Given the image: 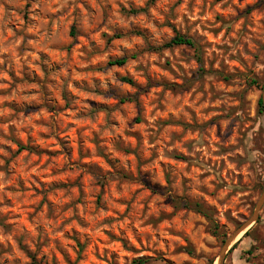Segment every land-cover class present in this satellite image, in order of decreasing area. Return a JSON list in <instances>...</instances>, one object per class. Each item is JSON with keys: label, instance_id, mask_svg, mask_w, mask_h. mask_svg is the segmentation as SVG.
<instances>
[{"label": "rangeland", "instance_id": "374dc122", "mask_svg": "<svg viewBox=\"0 0 264 264\" xmlns=\"http://www.w3.org/2000/svg\"><path fill=\"white\" fill-rule=\"evenodd\" d=\"M263 91L264 0H0V264H218L264 191ZM236 242L264 264V204Z\"/></svg>", "mask_w": 264, "mask_h": 264}, {"label": "trees", "instance_id": "16d2710c", "mask_svg": "<svg viewBox=\"0 0 264 264\" xmlns=\"http://www.w3.org/2000/svg\"><path fill=\"white\" fill-rule=\"evenodd\" d=\"M150 1L153 2L155 0H150ZM136 11H137L136 9L128 10V12H131V13L132 12H136ZM73 32H74V29H73ZM114 36H118V34H115ZM179 44H187V45H190L192 47H195L196 46V41L192 37H189L187 35H184V34H181V33L177 32L171 38V40L166 43L167 46H174V45H179ZM127 60H128V56H122V57L110 60L109 63L112 64V65H123L124 63L127 62ZM123 79L125 81H127V82H130V83H132V81H133L129 77H124ZM260 103H262V99H260ZM21 147H24V146H21ZM176 201H177V203H179L182 206L193 208V209H195L197 211L202 212L205 216L209 217V212L203 206V204L201 202H199V201L183 200L181 202L179 199H176ZM247 234H249V231H247L244 235H247ZM237 244H238V242H236L232 246L231 250L234 249L237 246ZM147 261H148V259L145 258V257H138V258H135L132 261V264H146Z\"/></svg>", "mask_w": 264, "mask_h": 264}, {"label": "water", "instance_id": "95a60500", "mask_svg": "<svg viewBox=\"0 0 264 264\" xmlns=\"http://www.w3.org/2000/svg\"><path fill=\"white\" fill-rule=\"evenodd\" d=\"M262 99H263V102H264V91H263ZM263 204H264V191H263V193L261 194V196L259 197V199L257 201L256 209H255V212L252 215V217L249 220H247L246 222H244L239 228H237L225 240L224 246H223L222 251L220 253V258H219L218 264H224L225 255H226V252L229 250V248L237 241L239 235L242 232L246 231L248 229V227H250L252 225V223L257 221V219L259 218V211H260V209H261Z\"/></svg>", "mask_w": 264, "mask_h": 264}]
</instances>
